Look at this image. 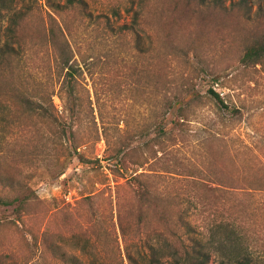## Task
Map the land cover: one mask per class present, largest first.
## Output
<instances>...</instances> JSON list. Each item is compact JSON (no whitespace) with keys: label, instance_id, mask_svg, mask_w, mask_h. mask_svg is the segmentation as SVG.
<instances>
[{"label":"rangeland","instance_id":"1","mask_svg":"<svg viewBox=\"0 0 264 264\" xmlns=\"http://www.w3.org/2000/svg\"><path fill=\"white\" fill-rule=\"evenodd\" d=\"M65 1L49 0L53 4ZM85 1L83 14L79 12V18L72 24L74 35L70 40L76 49L86 54L109 53L111 56L108 65L97 70L95 80L87 73L82 79L79 132L85 144L80 151L87 162H81L77 156H61L68 145L56 147L48 139L46 128L39 135L18 129L15 121L19 112L14 101L0 97V103L7 105L0 112V195H13L11 188H27L37 198L20 221L13 208L0 207V264H44L40 249L35 245V237L41 238L44 232L62 253L78 256L83 253L85 258L93 257L103 264H122L123 258L128 264L118 213L122 204L127 219L136 218L134 187L130 180L136 170L149 174L151 177L146 179L149 184L165 192L169 191L171 173L180 178L197 179V184L189 185L188 180L182 179L185 186L181 190L200 199L206 198L216 207L199 205L192 218L203 244H209L211 239L205 234L208 230L214 229L216 234L212 248H209L211 244L207 248L209 264H223L222 261L237 264L236 259L230 258L229 251L226 253V247L220 249L221 243L227 246L231 240L236 242L238 259L249 255L253 264L261 263L264 260V67H244L240 57L257 31L264 0H247L249 17L244 16V11H232V6L240 0H204L207 6L202 14L184 12L181 19L185 16L191 19L180 24L181 32L185 39L194 37L210 62L212 76L204 75L197 80L202 100L193 105V113L184 121V126L174 131L175 140H169L171 135L161 138L163 148L150 140L158 135L156 126L169 125L174 116L166 114L164 99L158 97L153 85L144 77L148 75L154 81L156 78L150 74L158 69L161 79L154 82L164 84V76L176 72L174 68L181 65L178 59L166 57L164 30L151 18L156 8L163 4L168 6L170 1ZM131 1L135 5L145 1L146 18L142 29L146 32H139L144 54L135 48L131 34L111 39L83 19L91 13L109 16L118 26L129 24L131 16L126 8ZM215 1L224 10L212 9L210 6H214ZM49 2L17 0L14 10L32 7L45 14L53 11ZM11 13L6 12L0 22L3 30ZM260 26V29L264 26V18ZM151 47L157 51L151 53ZM34 64L29 66H34L29 81L32 87L38 86L35 80L41 83L37 93L42 96L37 99L57 112V116L67 119L58 91L52 96L57 111L51 107L48 90L46 92L47 64L40 60ZM209 89L220 94L226 104L239 113L233 115L221 107L212 99ZM121 142L127 145L122 146L125 153L129 152L127 170L118 168L113 159ZM235 176L247 179L248 184L233 182L231 179ZM200 180L232 188L225 192L211 191ZM133 253L137 252L133 250ZM51 261L63 264L57 258ZM139 263L145 264L141 260ZM159 264L172 262L162 257Z\"/></svg>","mask_w":264,"mask_h":264},{"label":"trees","instance_id":"2","mask_svg":"<svg viewBox=\"0 0 264 264\" xmlns=\"http://www.w3.org/2000/svg\"><path fill=\"white\" fill-rule=\"evenodd\" d=\"M145 1H139L137 5L134 1L129 3L126 8V12L131 16L129 24L118 26L109 16H94L91 13L85 15L83 19L94 24L98 33L101 32L111 39L117 40L119 35L131 34L135 38V48L144 54L146 52L140 44L141 35L139 32H146L145 29H142L146 18ZM169 1L168 6L163 4L159 9L156 8L151 18L154 24H158V27L164 30L163 44L167 49L166 57L171 60L178 59L181 65L174 68L176 72L164 76V84L154 82L161 79L158 69L153 74L148 73L156 78L154 81L148 75L144 77L150 81L149 84L153 85L158 97L164 99L166 114L174 116L169 125L159 123L155 128L158 135L150 140L156 142L161 148L164 143L161 138L171 135L169 140H175L174 131L184 126V121L193 113V105L196 106L198 102H201L202 99L197 91V80L204 75L212 76L210 62L203 56L194 37L190 36L185 39L180 29V24L185 19H191L187 16L181 19L184 12L202 14L207 2L204 0L203 2L202 0ZM16 2L17 0H0V22L6 12H12L4 30L0 24V36L1 33L3 34L2 42L0 38V97L7 101L8 99L14 101L19 112L15 121V126L18 129L30 130L39 135L40 131L46 128L48 139L56 147L68 145L61 156L71 158L77 156L81 162H87L80 151L85 144L83 143L84 137L79 132L80 114L83 106L80 97L82 79L87 73L91 79L95 80L94 78L98 74L97 70L105 68L111 56L109 53L86 54L80 49H76L70 40V36L74 35L72 24L80 14H83L87 5L85 0H66L64 4H53L48 0L49 7L53 8V11L45 14L36 12L32 7L14 10ZM217 2L215 1L214 6L210 7L214 10H224V7ZM231 9L232 11H244L245 17L250 16L247 0H240ZM260 11L262 15L257 19V31L264 18V6ZM79 12L81 13L79 14ZM98 27L101 28L98 29ZM257 31L246 43L240 57V63L244 67H264V26ZM2 43L3 45H1ZM156 51L151 47V53ZM38 60L47 64L46 92L48 90L47 96L51 107L57 111L52 96L58 91L63 111L68 114L67 119L57 116V112H52L44 102L37 99L39 98L37 96H42L37 93L38 88H41V83L35 80L38 86H31L29 78L33 75L34 66L32 68L29 66ZM26 73L27 75L23 79ZM209 93L221 107L229 110L233 115L239 113L238 109H231L216 91L209 89ZM5 108L7 105L3 102L0 103V112ZM6 138L5 136V140ZM122 146L125 148L127 145L121 142L114 152L113 159L116 160L118 168L127 170L126 157L129 152L125 153ZM138 172L136 170L130 179L133 183L132 187H134L136 218L133 221L127 219L122 204L119 206L118 213L119 231L125 245L128 264H140V260L145 264H159L162 257L169 259L172 264H209L210 254L207 248L210 244L209 248H212L213 238L216 234L214 229L208 230V233L204 232L209 237L211 236V239L209 244H203L197 236L199 235L198 227L192 218L199 205H203L205 208L215 206L206 198L200 199L194 194L181 190L185 186L182 179L188 180L186 181L187 185L197 184V179L194 177L180 178L176 177L178 174L175 176L174 173H171L169 191L165 192L161 187H153L149 184V181L146 180L147 176L151 177L149 174ZM231 180L241 182L242 185L248 184V180L245 178L240 179L235 176ZM200 181L202 184H206L211 191L225 192L232 188L215 182H211L216 185L213 186L205 183L204 180ZM11 191L13 195H0V207L13 208L20 221L26 210L28 211L27 207L37 198L35 193L27 188H18V190L11 188ZM134 235L141 238L137 240ZM40 240L41 243H39ZM229 243L230 245L227 246L221 243L220 249L226 247L228 249L226 253L229 251L230 258L236 259L237 264H253V258L249 255L238 259L236 257V242L231 240ZM35 245L40 249V259L44 264H52V258H57L63 264H103L96 258H85L82 255L83 251H80L82 253L80 256L77 253H62L60 247L50 241L46 232L42 234L41 238L35 237ZM86 250L87 248L84 249L85 252ZM133 250L137 253H133ZM239 251L242 250L238 249ZM56 254L59 255L56 256ZM222 262L224 264L226 261ZM121 263L125 264L123 258ZM258 264H264V260Z\"/></svg>","mask_w":264,"mask_h":264}]
</instances>
